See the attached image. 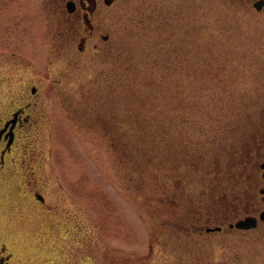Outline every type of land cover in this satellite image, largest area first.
<instances>
[{
  "label": "rangeland",
  "instance_id": "obj_1",
  "mask_svg": "<svg viewBox=\"0 0 264 264\" xmlns=\"http://www.w3.org/2000/svg\"><path fill=\"white\" fill-rule=\"evenodd\" d=\"M182 1L190 2L116 0L102 18L101 32L110 33L111 41L94 38L81 53L76 43L67 41L52 51L44 0H0V108L23 105L31 87H40L33 98L38 123L26 128L27 136H19L16 143L19 173L10 185L0 184V229L9 235L4 238L16 251L18 264H264L263 229L209 234L192 233L194 228L190 231L172 223L163 225L152 213V204H147L152 192L142 194L130 185L109 140L98 126L90 125L97 116L113 110L106 102L116 71L124 65L120 62L131 55L126 50L128 38L160 30L151 24L152 4L165 2V9H174V17L198 19L202 29L240 30L248 36L247 42L240 39L222 46L229 52L225 59L232 61L227 69L222 66L226 72L219 78L240 96L236 113L244 106L248 112L238 113L242 127L215 150L220 159L242 141L248 143L262 126L264 13L239 10L221 0H216L219 6L212 7L214 12L204 3L182 11ZM170 12H161V17ZM97 42L101 49L95 48ZM230 73H234L232 78ZM245 96L249 100L242 99ZM29 165L40 166L63 205L76 213V219L62 221L55 232L44 230L38 219L7 215L12 204L3 200V193L9 187L12 193L19 192V177ZM193 177L188 194L201 205L216 200L211 192L214 177L202 173ZM224 194L223 190L216 193L218 197ZM196 214H191L188 223Z\"/></svg>",
  "mask_w": 264,
  "mask_h": 264
},
{
  "label": "trees",
  "instance_id": "obj_2",
  "mask_svg": "<svg viewBox=\"0 0 264 264\" xmlns=\"http://www.w3.org/2000/svg\"><path fill=\"white\" fill-rule=\"evenodd\" d=\"M164 3L152 4L151 24L160 30L128 38L131 55L120 62L124 65L116 71L106 102L113 110L90 125L109 140L130 185L142 194L152 192L147 204L169 226L173 208L181 217L186 210L193 215L207 205L188 194L195 173L217 178L215 185L225 181L220 162L230 161L235 150L222 159L215 150L242 127L238 113L248 108L236 113L240 96L219 78L226 72L222 66L227 69L232 61L225 59L229 52L222 46L249 39L240 30L202 29L198 19L174 17V9H165ZM202 3L210 5L209 11L219 6L216 0H190L179 7L192 11ZM167 10L170 14L161 17Z\"/></svg>",
  "mask_w": 264,
  "mask_h": 264
},
{
  "label": "flooded vegetation",
  "instance_id": "obj_3",
  "mask_svg": "<svg viewBox=\"0 0 264 264\" xmlns=\"http://www.w3.org/2000/svg\"><path fill=\"white\" fill-rule=\"evenodd\" d=\"M221 1L239 10L264 13V0ZM115 3L116 0H112L111 3H107L106 0H44L43 11L47 13V22L51 29L48 41L52 51L59 50L58 46L65 44L66 41L76 43L81 53L87 51L89 42L94 38L97 40L99 38L105 43L110 42L111 34L101 32L104 25L102 18L104 21L105 13L109 12ZM100 43H94L95 48L99 49ZM5 65L7 63L2 64ZM39 88L38 85L31 87V95L28 93L27 97H23V105L11 109L0 108V184L10 185L14 181L15 173H19L17 159L19 145L16 143L21 140L18 137L23 136L26 128L30 129L32 125L38 123L36 121L39 117L34 112L33 98L39 93ZM32 152L27 150V153ZM222 169L225 181L219 182L218 185L214 184L213 189L216 190L211 188L216 200L209 201L211 203L199 209L198 213L195 212L197 216L192 223H188L191 218L189 210L185 209L186 214L178 217L177 215H180L176 213L178 208H173L174 215L171 219L173 226H184L190 231L194 228L192 233L205 231L209 234L223 232L226 229L264 230V123L248 143L235 150L232 159L225 163ZM22 172L19 177L21 183L18 185L19 192L12 193L9 187L2 197L12 204L11 211L7 212L11 219L13 216L17 219L28 217L38 219L44 230L48 229L49 233L51 230L55 232L62 221L76 219V213L68 211L63 205V198L56 186L51 188L45 180L40 166H25ZM213 181L219 180L216 178ZM217 189L223 190L225 194L218 197ZM246 217L255 218L256 226L250 229L237 228L236 222ZM4 237L9 235L0 229V264H18L16 251Z\"/></svg>",
  "mask_w": 264,
  "mask_h": 264
},
{
  "label": "water",
  "instance_id": "obj_4",
  "mask_svg": "<svg viewBox=\"0 0 264 264\" xmlns=\"http://www.w3.org/2000/svg\"><path fill=\"white\" fill-rule=\"evenodd\" d=\"M112 0H106L107 3H111ZM35 90V89H34ZM9 125V123H7ZM7 127V126H6ZM256 221L254 218H246L244 220H240L236 223L237 227L239 228H250L255 226Z\"/></svg>",
  "mask_w": 264,
  "mask_h": 264
}]
</instances>
